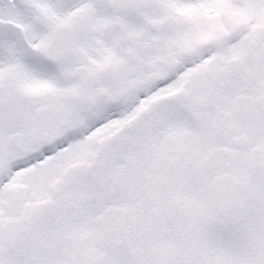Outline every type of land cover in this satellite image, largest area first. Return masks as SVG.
Instances as JSON below:
<instances>
[{"label": "snow or ice", "instance_id": "obj_1", "mask_svg": "<svg viewBox=\"0 0 264 264\" xmlns=\"http://www.w3.org/2000/svg\"><path fill=\"white\" fill-rule=\"evenodd\" d=\"M0 264H264V0H0Z\"/></svg>", "mask_w": 264, "mask_h": 264}]
</instances>
